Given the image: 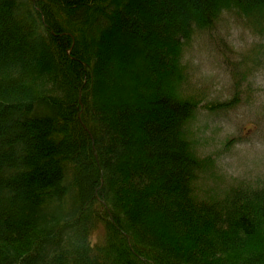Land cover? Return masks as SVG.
Instances as JSON below:
<instances>
[{
	"label": "trees",
	"instance_id": "16d2710c",
	"mask_svg": "<svg viewBox=\"0 0 264 264\" xmlns=\"http://www.w3.org/2000/svg\"><path fill=\"white\" fill-rule=\"evenodd\" d=\"M227 12L264 38V0H0V264H264V177L199 195L186 128L184 45L232 66L209 109L253 69Z\"/></svg>",
	"mask_w": 264,
	"mask_h": 264
},
{
	"label": "rangeland",
	"instance_id": "374dc122",
	"mask_svg": "<svg viewBox=\"0 0 264 264\" xmlns=\"http://www.w3.org/2000/svg\"><path fill=\"white\" fill-rule=\"evenodd\" d=\"M225 18L224 32L233 47L228 55L237 62L241 54L250 55L245 66L253 68L235 105L216 109L203 105L233 97L232 66L223 55L199 38L184 45L182 55L191 67L188 88L203 96L187 123L188 137L198 155L212 159L198 181L201 196L220 194L235 181L255 183L264 177V46L258 45L264 38L242 25L233 13L227 12ZM254 49L258 54H253ZM234 68L239 66L234 63Z\"/></svg>",
	"mask_w": 264,
	"mask_h": 264
}]
</instances>
